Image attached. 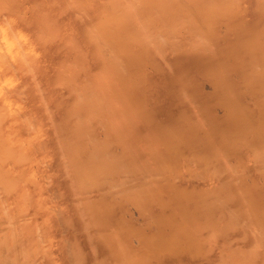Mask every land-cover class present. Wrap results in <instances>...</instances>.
I'll return each instance as SVG.
<instances>
[{
    "label": "rangeland",
    "instance_id": "rangeland-1",
    "mask_svg": "<svg viewBox=\"0 0 264 264\" xmlns=\"http://www.w3.org/2000/svg\"><path fill=\"white\" fill-rule=\"evenodd\" d=\"M0 45V264H264V0H0Z\"/></svg>",
    "mask_w": 264,
    "mask_h": 264
},
{
    "label": "bare ground",
    "instance_id": "bare-ground-1",
    "mask_svg": "<svg viewBox=\"0 0 264 264\" xmlns=\"http://www.w3.org/2000/svg\"><path fill=\"white\" fill-rule=\"evenodd\" d=\"M114 2H115V0H114ZM117 3H118V2H117ZM122 4H123V3H122ZM177 4H178V3H177ZM180 4H181V3H180ZM183 5H185V4H183ZM187 5H188V4H187ZM121 6H122V5H121ZM170 6H171V5H170ZM124 7H125V5H124ZM124 7H123V8H124ZM168 7H169V6H168ZM180 7H181V6H180ZM185 7H186V5H185ZM185 7H184V8H185ZM201 7H202V6H201ZM123 8H122V9H123ZM114 9H115V8H114ZM170 9H171V8H170ZM177 9H178V8H177ZM181 9H182V12H183V8H181ZM185 9H187V8H185ZM188 9H189V7H188ZM194 9H195V8H194ZM195 10H196V9H195ZM201 10H202V9H201ZM177 11H178V10H177ZM184 11H185V10H184ZM168 12H169V10H168ZM182 12H181V13H182ZM126 13H127V11H126ZM177 14H178V13H177ZM184 14H185V12H184ZM180 15H181V14H180ZM182 15H183V13H182ZM194 15H195V14H194ZM131 16H132V15H131ZM190 16L192 17V14H191ZM116 17H117V16H116ZM118 17H119V16H118ZM176 17H177V16H176ZM183 17H184V16H183ZM191 17H190V18H191ZM194 17H196V15H195ZM194 17H193V20H194ZM178 18H179V17H178ZM198 18H200V17H198ZM202 18H203V17H202ZM214 18H215V17H214ZM164 19H165V17H164ZM176 19H177V18H176ZM195 19H196V18H195ZM131 20H132V19H131ZM181 20H182V19H181ZM193 20H191V21H193ZM198 20H199V19H198ZM214 20H216V19H214ZM163 21H164V20H163ZM168 21H169V20H168ZM194 22H195V24L197 25V20H194ZM198 22H200V25L202 24L200 20H199ZM202 22H203V21H202ZM125 23H126V22H125ZM185 23H186V20H185ZM188 23H189V22H188ZM213 23H214V21H213ZM123 24H124V23H123ZM166 25H167V24H166ZM190 25H191V24H190ZM198 25H199V24H198ZM198 25H197V27H199ZM208 25H209V24H208ZM108 26H109V25H108ZM110 26H111V25H110ZM112 26H113V24H112ZM130 26H131V25H130ZM201 26H202V25H201ZM205 26H206V25H205ZM118 27H119V25H118ZM118 27H117V28H118ZM128 27H129V26H128ZM144 27H146V26H144ZM147 27H148V26H147ZM200 28H201V27H200ZM202 28H204V27H202ZM210 28H212V27H210ZM113 29L115 30V27H114ZM181 29H182V27H181ZM189 29H190V28H189ZM110 30H111V29H110ZM114 30H112V31H114ZM116 30H117V29H116ZM127 30H128V29H127ZM142 30H144V28H143ZM161 30H162V29H161ZM177 30H178V29H177ZM184 30H185V29H184ZM187 30H188V29H187ZM204 30H206V28H204ZM137 31H138V29H137ZM169 31H170V30H169ZM179 31H180V30H179ZM196 31H197V30H196ZM209 31H210V30H209ZM105 32H106V31H105ZM105 32H104V33H105ZM152 32H153V31H152ZM172 32L174 33V30H173ZM172 32H171V33H172ZM193 32H195V31H193ZM203 32H204V31H203ZM210 32H211V31H210ZM108 33H110V32H107V34H106L105 36H107ZM114 33H116V32H114ZM146 33H147V32H146ZM150 33H151V32H150ZM150 33H149V34H150ZM181 33H182V32H181ZM189 33H190V32H189ZM199 33H200V32H199ZM206 33H207V32H206ZM143 34H144V33H143ZM163 34H164V33H163ZM102 35H103V34H102ZM146 35H147V34H146ZM190 35H191V34H190ZM105 36H103V38H104ZM112 36H113V35H112ZM119 36H120V35H119ZM158 36H160V34H159ZM158 36H157V37H158ZM164 36H166V35H164ZM178 36H179V35H178ZM180 36H182V35H180ZM192 36H193V35H192ZM200 36H201V35H200ZM206 36H207V35H206ZM99 37H100V36H99ZM109 37H110V36H109ZM162 37H163V36H162ZM208 37H209V36H208ZM143 38H144V37H143ZM158 38H159V37H158ZM164 38H165V37H164ZM177 38H178V37H177ZM177 38H176V39H177ZM186 38H187V37H186ZM192 38H194V37H192ZM202 38H203V36H202ZM202 38H201V39H202ZM100 39H101V38H100ZM106 39H107V38H106ZM144 39H146V37H145ZM159 39H160V38H159ZM165 39H166V38H165ZM171 39H173V38H171ZM190 39H191V38H190ZM196 39H197V37H196ZM198 39H200V38H198ZM198 39H197V41H198ZM201 39H200V40H201ZM98 40H99V38H98ZM121 40H122V39H121ZM160 40H161V39H160ZM102 41H103V40H102ZM107 41H108V40H107ZM107 41H106V42H107ZM150 41L152 42V40H150ZM161 41H162V40H161ZM168 41H171V40H168ZM204 41H205V40H203L202 43H204ZM118 42H119V41H118ZM120 42H122V41H120ZM120 42H119L118 44H121ZM166 42H167V40H166ZM172 42H173V41H172ZM172 42H171V43H172ZM195 42H196V41H195ZM199 42H200V41H199ZM205 42H206V41H205ZM100 43H101V42H100ZM116 43H117V42H116ZM126 43H127V42H126ZM163 43H164V42H163ZM197 43H198V42H197ZM107 44H109V43L107 42ZM110 44H111V43H110ZM153 44H154V42H153ZM215 44H216V43H215ZM101 45H102V44H101ZM104 45H106V44H104ZM125 45H126V44H125ZM168 45H169V43H168ZM168 45H167V46H168ZM170 45H171V44H170ZM211 45H212V44H211ZM0 46H1V45H0ZM113 46H114V45H113ZM123 46H124V45H123ZM123 46H122V47H123ZM201 46H202V44H201ZM212 46H213V45H212ZM122 47H121V50H122ZM144 47H145V46H144ZM148 47H149V46H148ZM197 47H198V46H197ZM106 48H107V47H106ZM106 48H105V46H104V49H106ZM112 48H113V47H112ZM215 48H216V47H215ZM100 49H101V48H100ZM100 49H99V50H100ZM108 49H109V48H108ZM108 49H107V50H108ZM119 49H120V46H119ZM107 50H105V53H104V54H102L101 51H100V53H101L102 55H105ZM115 50H117V49H115ZM124 50H125V49H124ZM208 50H209V49H208ZM215 50H216V49H215ZM112 51H113V50H112ZM210 51H211V50H210ZM216 51H217V50H216ZM5 52H6V51H5ZM102 52H103V51H102ZM108 52H109V51H108ZM108 52H107V53H108ZM115 52H116V51H115ZM115 52H114V53H115ZM119 52H120V51H119ZM121 52H122V51H121ZM123 52H124V51H123ZM160 52H161V51H160ZM201 52H203V51H201ZM205 52H206V51H204V53H205ZM110 53H111V52H110ZM112 54H113V53H112ZM112 54H110V55H112ZM159 54L161 55V53H159ZM2 57H3V56H2ZM115 57H116V56H115ZM120 57H121V56H120ZM111 58H112V57H111ZM111 58L109 59V60H110V61H109V64H111V61H114V60H111ZM123 58H124V57H123ZM123 58H122V59H123ZM206 58H207V57H206ZM221 58H222V57H221ZM235 58H236V57H235ZM115 59H116V58H115ZM227 60H229V59H227ZM222 61H223V60H222ZM239 61H242V60H239ZM115 62H116V61H115ZM255 62H256V61H255ZM208 63L211 64V61L208 62ZM214 63H215V62H214ZM113 64H114V63H113ZM116 64H117V63H116ZM120 64H121V63H120ZM125 64H126V63H125ZM210 64H209V65H210ZM230 64H231V63H230ZM11 65H12V64H11ZM106 65H107V64H106ZM106 65H105V66H106ZM215 65H216V64H215ZM215 65H214V66H215ZM253 65H254V64H253ZM108 66H109V65H108ZM112 66H113V65H112ZM112 66H111V67H112ZM114 66H115V65H114ZM256 66H257V65H256ZM118 67H120V66H119V63H118ZM254 67H255V66H254ZM258 68H259V67H258ZM263 68H264V67H263ZM109 69H110V68H109ZM109 69H108V71H109ZM112 69H113V68H112ZM115 69H116V66H115ZM250 69H251V68H250ZM106 70H107V69H106ZM113 70H114V69H113ZM116 70L118 71V69H116ZM116 70H115V72H116ZM210 70H211V69H210ZM261 70H262V69H261ZM263 70H264V69H263ZM213 71H214V70H213ZM259 71H260V70H259ZM110 72H111V71H110ZM112 72H113V71H112ZM118 72L120 73V71H118ZM249 72H250V71H248V73H249ZM257 72H258V71H257ZM102 73H103V72H102ZM106 73H107V72H106ZM116 73H117V72H116ZM117 74H118V73H117ZM117 74H116V75H117ZM121 74H123V73H121ZM254 74H255V73H254ZM260 74H262V73H260ZM99 75H100V74H99ZM99 75H98V76H99ZM114 75H115V74H114ZM262 75H263V74H262ZM106 76H108V75L106 74ZM106 76H105V77H106ZM109 76H110V74H109ZM111 76H113V74H112ZM111 76H110V77H111ZM100 77H101V75H100ZM100 77H99V78H100ZM102 77H103V76H102ZM115 77H116V76H115ZM115 77H114V78H115ZM114 78H113V79H114ZM119 78H120V77H119ZM262 78H263V81H264V77H262ZM101 79H102V78H101ZM103 79H104V77H103ZM106 79H107V77L105 78V80H106ZM108 79H109V77H108ZM116 79H118V78H116ZM215 79H216V78H215ZM119 80H120V79H119ZM186 80H187V79H186ZM218 80H219V79H218ZM102 81H103V80H102ZM107 81H108V80H107ZM107 81H105V82L108 84ZM122 82H123V81H122ZM257 82H258V81H257ZM109 83H110V82H109ZM252 83H253V82H252ZM255 83H256V82H255ZM107 84H106V85H107ZM185 84H186V83H185ZM263 84H264V83H263ZM257 85H258V83L256 84V86H257ZM107 86L110 87L109 84H108ZM121 86H122V84H121ZM228 86H229V85H228ZM256 86H255V87H256ZM253 88H254V87H253ZM258 88H259V87H258ZM261 88H262V87H261ZM263 88H264V87H263ZM263 88H262V89H263ZM229 89H230V88H229ZM256 89H257V88H256ZM259 90H261V89L259 88ZM120 91H121V90H120ZM261 91H263V90H261ZM182 92H183V91H182ZM115 93H117V92H115ZM118 93H119V96H120V92H118ZM121 93H122V92H121ZM222 93H223V92H222ZM179 94H180V93H179ZM184 94H185V93H184ZM184 94H183V97H184ZM117 95H118V94H117ZM121 95H122V94H121ZM221 95H222V94H221ZM180 96H181V94H180ZM120 97H121V96H120ZM122 97H123V96H122ZM183 97H182V98H183ZM124 98H125V96H124ZM124 98H122V99H124ZM119 99H121V98H119ZM122 99H121V102H122ZM185 99H186V98H185ZM187 99H188V98H187ZM189 100H190V99H189ZM238 100H239V99H238ZM238 103H239V102H238ZM230 105H232V104H230ZM223 108H224V107H223ZM3 114H4V113H3ZM3 114H2V116H3ZM116 114H117V113H116ZM232 114H233V113H232ZM245 114H246V113H245ZM238 115H239V114H238ZM248 115H249V114H248ZM247 117H248V116H247ZM0 118H1V117H0ZM234 118H237V117H234ZM236 120H238V119H236ZM0 121H1V120H0ZM234 121H235V120H234ZM245 121H246V120H245ZM203 124H204V123H203ZM211 125H212V124H211ZM261 130H262V129H261ZM251 131H252V130H251ZM248 132H249V131H248ZM256 133H257V131H256ZM252 134H253V133H252ZM205 135H206V134H205ZM244 135H246V134L244 133ZM249 135H251V134H249ZM182 136H183V135H182ZM258 136H260V135L258 134ZM253 137H254V136H253ZM258 138H259V137H258ZM184 139H185V138H184ZM255 139H257V138H255ZM259 139H260V138H259ZM165 140H166V139H165ZM240 140H241V139H240ZM259 141H260V140H259ZM240 142H241V141H240ZM0 144H1V143H0ZM262 144H263V143H262ZM157 145H158V144H157ZM2 146H3V145H2ZM158 146H159V145H158ZM259 146H260V145H259ZM216 148H217V147H216ZM256 148H257V147H256ZM260 148H261V147H260ZM2 149H3V148H2ZM173 149H174V148H173ZM261 149H262V148H261ZM253 150H254V149H253ZM256 150H257V149H256ZM213 151H214V150H213ZM2 153H3V152H2ZM221 155H222V154H221ZM192 157H193V156H192ZM203 157H204V156H203ZM256 157H257V156H256ZM196 158H197V157H196ZM221 158H222V157H221ZM226 158H227V157H226ZM224 160H225V159H224ZM227 160H228V158H227ZM262 161H263V159H262ZM120 162H121V161H120ZM122 162H123V161H122ZM169 162H170V161H169ZM209 162H210V161H209ZM118 163H119V162H118ZM194 163H195V162H194ZM263 163H264V161H263ZM116 164H117V163H116ZM136 165H137V163H136ZM161 165H162V164H161ZM161 165H160V166H161ZM229 165H230V164H229ZM231 165H232V164H231ZM234 165H235V164H234ZM152 166H153V165H152ZM257 166H258V165H257ZM121 167H122V166H121ZM137 167H138V165H137ZM234 167H235V166H234ZM234 167H233V170H234ZM239 167H240V166H239ZM146 168H147V167H146ZM161 168H162V167H161ZM176 168H177V167H176ZM235 168H237V166H236ZM117 169H118V166H117ZM141 169H142V168H141ZM238 169H239V168H238ZM261 169H262V168H261ZM167 170H168V169H167ZM215 170H216V169H215ZM221 170H222V169H221ZM228 170H229V169H228ZM142 171H143V170H142ZM174 171H176V170H174ZM230 171H231V170H230ZM116 172H117V171H116ZM119 172H120V171H119ZM140 172H141V171H140ZM156 172H157V171H156ZM176 172H177V171H176ZM176 172H175V173H176ZM3 173H4V172H3ZM130 173H131V172H130ZM163 173H165V171H164ZM116 174H117V173H116ZM143 174H144V173H143ZM145 174H146V173H145ZM145 174H144V176H145ZM240 174H241V173H240ZM21 175H22V174H21ZM141 175H142V174H141ZM167 175H168V174H167ZM101 176H102V175H101ZM147 176H148V175H147ZM216 176H217V175H216ZM117 177H118V176H117ZM172 177H173V176H172ZM1 178H2V177H1ZM135 178H136V177H135ZM150 178H151V177H149V179H150ZM174 178H175V177H174ZM98 179H99V177H98ZM116 179H117V178H116ZM164 179H165V178H164ZM107 180H109V179H107ZM118 180H119V179H118ZM162 180H163V179H162ZM172 180H173V179H172ZM102 181H103V180H102ZM135 181H136V180H135ZM236 181H237V180H236ZM4 182H5V181H4ZM120 182H121V181H120ZM138 182H139V181H138ZM103 183H104V182H103ZM1 184H2V183H1ZM150 184H152V182H151ZM155 184H156V183H155ZM3 185H4V184H3ZM110 185H111V184H110ZM113 185H114V184H113ZM115 185H117V184H115ZM5 186H6V185H5ZM131 186H132V185H131ZM117 187H118V186H117ZM119 187H120V185H119ZM152 187H153V186H152ZM111 188H112V187H111ZM154 188H155V186H154ZM151 189H153V188H151ZM112 190H113V189H112ZM119 190H120V189H119ZM127 190H128V189H127ZM154 190H156V189H154ZM254 190H255V189H254ZM117 191H118V190H117ZM251 191H252V190H251ZM122 192H123V191H122ZM114 193H115V192H114ZM129 195H131V194H129ZM249 195H250V194H249ZM255 195H256V194H255ZM211 197H212V196H211ZM217 197H218V196H217ZM250 197H251V196H250ZM262 198H263V197H262ZM126 199H127V198H126ZM131 199H132V196H131ZM138 200H139V199H138ZM138 200H137V201H138ZM141 200H142V199H141ZM224 206H225V205H224ZM227 207H229V206H227ZM230 213H231V212H230ZM240 213H241V212H240ZM234 215H235V214H234ZM154 217H155V216H154ZM156 217H157V216H156ZM10 218H11V217H10ZM10 218H9V219H10ZM13 218H14V217H13ZM166 218H167V217H166ZM6 219H7V218H6ZM9 219H7V220H9ZM151 219H152V218H151ZM13 220H14V219H13ZM235 220H236V219H235ZM232 221H233V220H232ZM4 222H5V221H4ZM10 222H11V221H10ZM122 223H123V222H122ZM174 224H175V223H174ZM6 225H7V224H6ZM245 225H246V224H245ZM212 227H213V226H212ZM218 227H219V226H218ZM250 227H251V226H250ZM14 229H15V228H14ZM249 229H250V228H249ZM253 230H254V229H253ZM14 232H15V231H14ZM252 233H253V232H252ZM263 234H264V233H263ZM17 235H18V234H17ZM147 235H148V234H147ZM15 236H16V235H15ZM17 237H18V236H17ZM151 237H152V236H151ZM18 238H19V237H18ZM18 238H17V239H18ZM135 238H136V237H135ZM13 239H14V238H13ZM146 240H147V239H146ZM117 242H118V241H116V243H117ZM151 242H152V241H151ZM120 245H122V244H120ZM118 247H119V246H118ZM145 247H146V246H145ZM122 248H123V247H122ZM154 253H155V252H154ZM125 258H126V257H125ZM139 258H140V257H139ZM139 258H138V259H139ZM142 258H143V257H142ZM119 259H120V258H119ZM123 259H124V258H123ZM140 259H141V258H140ZM258 261H259V260H258ZM131 262H132V261H131ZM121 263H123V262H121ZM139 263H140V262H139ZM236 263H237V262H236ZM126 264H127V263H126ZM227 264H228V263H227ZM254 264H255V263H254Z\"/></svg>",
    "mask_w": 264,
    "mask_h": 264
}]
</instances>
